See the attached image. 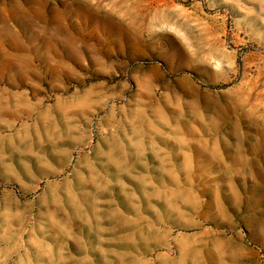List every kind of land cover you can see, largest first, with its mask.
<instances>
[{
	"label": "rangeland",
	"instance_id": "obj_1",
	"mask_svg": "<svg viewBox=\"0 0 264 264\" xmlns=\"http://www.w3.org/2000/svg\"><path fill=\"white\" fill-rule=\"evenodd\" d=\"M0 264H264V0H0Z\"/></svg>",
	"mask_w": 264,
	"mask_h": 264
},
{
	"label": "bare ground",
	"instance_id": "obj_2",
	"mask_svg": "<svg viewBox=\"0 0 264 264\" xmlns=\"http://www.w3.org/2000/svg\"><path fill=\"white\" fill-rule=\"evenodd\" d=\"M68 14H72V13H68ZM63 18H64V17H63ZM121 30L127 34V33H128V26L124 27V28L121 29ZM121 30H120V31H121ZM122 31H121V32H122ZM55 36H56V38L54 37V38H53V41H57V42L59 41V42L61 43V41H60L59 38H58V37H60V36H58V35H55ZM51 38H52V37H51ZM114 39H115V38H114ZM114 39H113V40H114ZM15 40H16V39H15ZM53 41H52V42H53ZM118 41H119V40H118ZM121 41H122V40H121ZM121 41H120V42H121ZM57 44H58V43H57ZM110 53H111V52H110ZM4 109H5V108H4ZM5 111H6V109H5ZM7 111H8V110H7Z\"/></svg>",
	"mask_w": 264,
	"mask_h": 264
},
{
	"label": "crops",
	"instance_id": "obj_3",
	"mask_svg": "<svg viewBox=\"0 0 264 264\" xmlns=\"http://www.w3.org/2000/svg\"><path fill=\"white\" fill-rule=\"evenodd\" d=\"M54 37H56V36H54ZM108 38V37H107ZM62 41V40H61ZM62 44H63V42H61ZM72 43H73V41H72Z\"/></svg>",
	"mask_w": 264,
	"mask_h": 264
}]
</instances>
